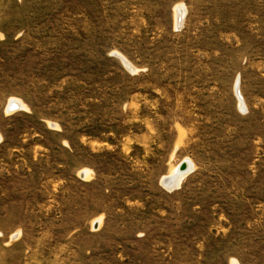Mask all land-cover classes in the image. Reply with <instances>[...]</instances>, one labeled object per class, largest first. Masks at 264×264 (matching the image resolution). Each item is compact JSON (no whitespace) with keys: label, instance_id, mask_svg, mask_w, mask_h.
<instances>
[{"label":"rangeland","instance_id":"rangeland-1","mask_svg":"<svg viewBox=\"0 0 264 264\" xmlns=\"http://www.w3.org/2000/svg\"><path fill=\"white\" fill-rule=\"evenodd\" d=\"M0 136V264H264V0H0Z\"/></svg>","mask_w":264,"mask_h":264},{"label":"bare ground","instance_id":"bare-ground-1","mask_svg":"<svg viewBox=\"0 0 264 264\" xmlns=\"http://www.w3.org/2000/svg\"><path fill=\"white\" fill-rule=\"evenodd\" d=\"M184 15H185L184 8L182 6L178 7L177 8V24H182L183 23ZM122 60L127 66H129L130 68L133 69V66L131 64H129V62L127 60H125L123 57H122ZM236 93H237V95L239 97H241L240 93H239V90H238V86H237V89H236ZM9 106L11 108L12 107L14 108L13 110L11 109L12 111H10L12 113L24 109V105L19 100H15V99L10 102ZM54 125H56V124H54ZM0 140H1V136H0ZM192 168H193L192 162L188 161L187 165L183 164L182 166H180V170L178 168L177 170L171 172V174H169L168 176H165L163 178L162 185L163 186L167 185L168 187H172V188L178 187L180 185V183H181V179L183 178L184 174L187 173V172L186 173L185 172L181 173V171L182 170L186 171V169H188L187 171H190ZM83 174L86 177L90 175V174H87V173H83Z\"/></svg>","mask_w":264,"mask_h":264}]
</instances>
